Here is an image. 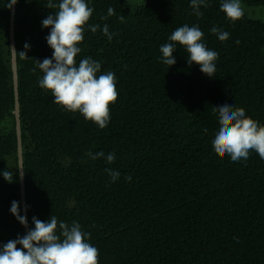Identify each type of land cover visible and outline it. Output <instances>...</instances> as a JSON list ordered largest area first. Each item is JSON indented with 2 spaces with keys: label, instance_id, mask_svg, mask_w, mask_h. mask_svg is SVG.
Returning a JSON list of instances; mask_svg holds the SVG:
<instances>
[{
  "label": "trees",
  "instance_id": "1",
  "mask_svg": "<svg viewBox=\"0 0 264 264\" xmlns=\"http://www.w3.org/2000/svg\"><path fill=\"white\" fill-rule=\"evenodd\" d=\"M144 1L128 11L118 0H86L94 9L88 24H107L116 33L109 41L102 30L85 26L76 57L77 64L89 56L100 62L101 74L115 73L118 98L104 129L65 111L39 87L43 73L35 60L53 53L46 41L51 29L42 20L57 9L46 8L48 0L15 4L28 229L33 217L76 221L90 233L99 264H264V159L253 151L246 161L232 162L211 143L219 129L213 106L242 107L264 125V22L245 15L231 22L221 0H208L200 18L192 14L191 0ZM242 1L264 7V0ZM8 2L3 10L0 5V246L25 235L10 212L17 201L22 215ZM109 7L115 15L102 20ZM185 24L198 26L206 46L218 52L214 77L189 66L180 45L176 63H162L160 46ZM212 27L227 31L229 39L219 41ZM23 51L28 58L20 57ZM88 151L115 152L116 159L92 160ZM105 168L120 178L111 182ZM5 170L13 172L12 183L3 178Z\"/></svg>",
  "mask_w": 264,
  "mask_h": 264
},
{
  "label": "clouds",
  "instance_id": "2",
  "mask_svg": "<svg viewBox=\"0 0 264 264\" xmlns=\"http://www.w3.org/2000/svg\"><path fill=\"white\" fill-rule=\"evenodd\" d=\"M17 2L18 0H9L7 7L12 9ZM190 6L192 14L200 18L203 16L201 6L207 8L209 4L208 0H191ZM45 7L57 11L42 20V26L51 29L46 41L53 53L51 58H45L42 62L35 60L36 68L43 73L39 79V87L50 92L53 102L65 111L79 112L86 121L104 129L111 119L110 105L118 98L115 73L107 71L101 74L100 62L89 56L77 64L76 57L81 52L78 45L84 40L85 26L92 33L102 30L109 41L116 33L110 32L107 24L102 29L99 24H88L94 9L89 7L86 0H60L58 4L48 0ZM220 10L233 23L244 16L241 0H221ZM113 15L115 9L109 7L107 16H102L101 19L107 20ZM119 20L121 23L125 22V16L121 14ZM210 31L221 42L229 39L227 31L217 27H212ZM203 38L204 33L196 25L190 27L185 24L176 28L168 37L170 42L160 46L162 63L173 66L176 63L173 53L177 50V45H180L187 53L189 66L195 63L200 66L203 74L214 77L215 61L219 54L209 49ZM24 48L27 50L30 45L25 43ZM11 49L13 54L17 52L14 48ZM18 53L21 58H28L26 51ZM36 68L32 69L33 73ZM213 113L218 116L219 129L211 143L220 158L228 157L232 162L246 161L254 151L264 159V125L246 116L242 107L234 108L228 104L213 106ZM204 132H207L206 128ZM86 155L92 160L104 158L108 164L116 159L115 152L105 156L102 151H88ZM105 172L111 182L120 178L119 171L105 168ZM2 175L7 182H13L12 171L5 170ZM131 179L130 174L125 176L126 181L130 182ZM26 209L27 205L25 211ZM10 212L21 225L28 226L26 215L20 214L19 202L11 203ZM32 220L34 228L29 229L27 234L0 246V264H99V250L89 242L90 233L83 231L78 222L73 221L69 225L58 221L54 215L47 222L36 217Z\"/></svg>",
  "mask_w": 264,
  "mask_h": 264
},
{
  "label": "water",
  "instance_id": "3",
  "mask_svg": "<svg viewBox=\"0 0 264 264\" xmlns=\"http://www.w3.org/2000/svg\"><path fill=\"white\" fill-rule=\"evenodd\" d=\"M15 5L11 9V16L9 22V46H10V63L12 71V81H13V91H14V117H15V132L17 140V165H18V179L21 194V205H22V215L25 213L24 205V176H23V166H22V148H21V132H20V116H19V105H18V94H17V63H16V53L13 54L11 48L15 49L14 42V28H13V16H14ZM25 234L29 231L28 226L25 227Z\"/></svg>",
  "mask_w": 264,
  "mask_h": 264
},
{
  "label": "rangeland",
  "instance_id": "4",
  "mask_svg": "<svg viewBox=\"0 0 264 264\" xmlns=\"http://www.w3.org/2000/svg\"><path fill=\"white\" fill-rule=\"evenodd\" d=\"M7 0H0V5L2 10L5 8L4 4ZM121 6L128 10L132 11L135 8L142 6L144 4V0H118ZM241 5L244 8V15L247 18L253 19V20H259L261 22H264V7L261 6H250L245 4L241 0Z\"/></svg>",
  "mask_w": 264,
  "mask_h": 264
}]
</instances>
